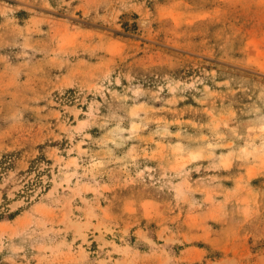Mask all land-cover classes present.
I'll list each match as a JSON object with an SVG mask.
<instances>
[{
    "label": "rangeland",
    "instance_id": "rangeland-1",
    "mask_svg": "<svg viewBox=\"0 0 264 264\" xmlns=\"http://www.w3.org/2000/svg\"><path fill=\"white\" fill-rule=\"evenodd\" d=\"M0 264H264V0H0Z\"/></svg>",
    "mask_w": 264,
    "mask_h": 264
}]
</instances>
